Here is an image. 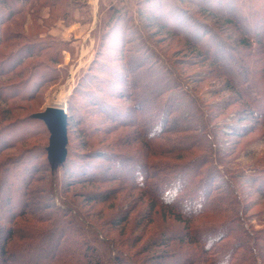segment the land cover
<instances>
[{"label":"rangeland","instance_id":"374dc122","mask_svg":"<svg viewBox=\"0 0 264 264\" xmlns=\"http://www.w3.org/2000/svg\"><path fill=\"white\" fill-rule=\"evenodd\" d=\"M146 1L0 0V166L49 163L50 133L32 116L52 107L63 93L68 163L101 165L115 156L155 169L198 163L203 165L195 169L200 178L216 169L214 197L226 201L225 220L240 222L232 227L239 235L225 244L235 251L236 245L246 243L250 264H264V109L252 115L233 89L239 85L249 93L251 86L245 83L256 81L255 98L264 105V0H224L250 25L249 31L263 39L261 44L248 42L191 3L155 0L145 6ZM54 2H59L56 7ZM114 13L125 18L112 19ZM210 31L213 36H208ZM197 34L205 37L201 46L194 42ZM242 41L247 44L241 45ZM210 43L222 49L223 62L209 60L212 53L207 55L206 44ZM230 74L235 80L227 77ZM253 97V93L246 96ZM127 117H133L136 126L122 124ZM152 135L149 147L144 138ZM210 149L224 152L222 162L213 160ZM64 167L54 170L53 176L42 172L32 186L52 206L60 202L45 192L52 189L55 197L62 196L56 181L63 177ZM4 173L0 170L1 177ZM114 187L121 188L109 185L102 191ZM88 191L93 188L72 191L75 208L70 214L89 212L84 215L88 231L83 237L99 253L106 252V239L118 237L117 242L124 244L121 258L131 260L156 239L172 241L182 235L184 226L176 220L177 213L156 208L153 223L144 221L155 206L140 191L124 192L112 204L98 206L96 212L105 210L102 218L91 216L95 213L78 198V193ZM130 209L135 210L127 227L116 228L110 238L92 236L98 227L109 230L102 228L108 217ZM89 223L95 227L90 229ZM177 230L181 234L173 236ZM179 237L173 241L181 251L173 247L142 257L154 264H170L175 257L192 264V252ZM242 253L236 256L241 258Z\"/></svg>","mask_w":264,"mask_h":264},{"label":"trees","instance_id":"16d2710c","mask_svg":"<svg viewBox=\"0 0 264 264\" xmlns=\"http://www.w3.org/2000/svg\"><path fill=\"white\" fill-rule=\"evenodd\" d=\"M154 1L147 0L144 5L153 4ZM182 1L191 3L201 8L209 16L225 22L229 27L241 33L248 42L261 44L260 42L263 41V39L260 40L255 36L254 31H249L250 25H247V22L239 17V12L224 0H180V2ZM56 3L59 2L53 3L55 7ZM139 6L143 8V4ZM155 17L160 19V15H155ZM114 18L120 20L125 16L122 17L120 13H114L112 19ZM0 22H2L1 19ZM209 35L213 36L214 34L210 31V33L208 32ZM251 37L255 38L252 39ZM196 38L198 41L194 40L195 44L201 46L205 37L197 34L194 39ZM240 40L237 39L236 42L240 44ZM246 44L245 41L241 43L243 46ZM206 45H209L207 55L212 53L209 60L215 64L223 62V58L220 59L222 55H219L222 51L219 45H214L215 48L211 43ZM227 77H233L235 80L234 77L236 76L230 74ZM246 84L251 86L249 93L239 85L233 86V89L241 96L242 100L246 101L247 106L251 109V114L257 115L264 109L260 99L255 98L258 97L256 93L258 84L256 81L249 82V80ZM80 85L86 88L84 83H80ZM251 93L254 97L249 100L246 96L247 94L251 95ZM133 119V117H127L121 123L134 127L136 125ZM115 120L116 122L120 121L117 117ZM190 130L185 129L186 132ZM253 130L254 128L249 129L250 133ZM144 140L150 147L153 135L152 137L147 136ZM216 141L218 142V140ZM193 145L196 146V144ZM199 147H204V145H199ZM209 151L215 156L213 160L222 162L221 156L224 155V152L216 153L212 149ZM105 160L106 162L101 165L82 163L80 167L68 163L67 160L63 177L61 179L57 177L56 181L59 183L62 196L55 197L52 189L45 192L48 194L46 196L52 195L53 200L59 201V206H52L47 203L46 197L42 196L44 193H36L32 187L42 172L50 173L53 176L55 171L51 169L49 163L16 162L4 163L0 166V170L4 169L5 171L3 177L0 175V264H154L151 259L147 256L144 258L142 255L158 253L160 249L170 250L173 247L174 251H181L180 245H174L176 241H173L177 240L178 234L181 232L179 242L192 252V257L195 259H193L192 264H250L251 251L246 243L236 245L235 251L229 250L228 245L225 244L230 239H236V236L239 235L238 231L233 233L232 227L238 226L240 222L238 220L231 222L225 220L226 201L219 200L220 198L216 200L214 197L215 190H217L215 186L218 182L216 169L209 171L204 178H200L195 169L201 168L203 165L198 163L195 166L185 164L184 166H163L161 169H155L129 160L124 156H115ZM210 162L205 161L204 163ZM49 179L51 184L53 179ZM109 185H120L121 188L114 187L108 191H102L103 187ZM76 188H83V190L93 188V191L78 193L80 194L78 198L82 199L84 204L95 213L91 216L102 218L105 210L96 212L98 206L106 207L107 204H112L124 192L140 191L148 196L151 204L155 206L152 208L153 213L149 211L150 216L144 221L153 223L151 220L156 215L154 211L159 208L164 210L165 214L174 216L177 213L179 217L176 216L178 218L176 220L180 221L181 226L184 227L181 232L177 230L174 233L173 236L178 235L176 239L172 241L156 239L152 247H146L140 253L141 255H133L131 260L121 258L120 252L124 244L120 239L117 242L118 237L113 240L106 239L107 241L103 244L107 250L104 253H99L83 237V234L87 233L85 231H88L85 225L88 221L85 220L87 218L84 215L89 212L82 215L83 218L80 215L72 216L70 214L74 210L72 208L74 203L72 204L70 195ZM130 210L124 214L116 213L113 218L108 217L103 222L102 228L107 227L109 230L102 232L99 231L98 227L97 231L91 232L92 236L100 235L103 238H110L113 236V231L116 232V228L127 227L135 209ZM69 216L72 218L69 219ZM205 219L211 221L210 224H203L204 226L199 227L202 223H197ZM94 224L89 223L87 226L92 229V226L95 227ZM123 231L125 230L121 232ZM166 232H171V230ZM244 239L247 240L246 237ZM126 247L129 248V246ZM112 250L114 251L113 258L111 257ZM240 250L243 253L241 258H238L236 255L240 253ZM103 256L107 257L106 261H104ZM173 259L170 264H183L178 260L179 258Z\"/></svg>","mask_w":264,"mask_h":264},{"label":"water","instance_id":"95a60500","mask_svg":"<svg viewBox=\"0 0 264 264\" xmlns=\"http://www.w3.org/2000/svg\"><path fill=\"white\" fill-rule=\"evenodd\" d=\"M32 119L43 122L50 133L47 155L51 169L64 167L68 157V119L63 108L49 107L44 112L32 116Z\"/></svg>","mask_w":264,"mask_h":264},{"label":"bare ground","instance_id":"6f19581e","mask_svg":"<svg viewBox=\"0 0 264 264\" xmlns=\"http://www.w3.org/2000/svg\"><path fill=\"white\" fill-rule=\"evenodd\" d=\"M52 107L53 108H64V97H63V93H61V95H59V97L57 98L56 102L52 105Z\"/></svg>","mask_w":264,"mask_h":264}]
</instances>
